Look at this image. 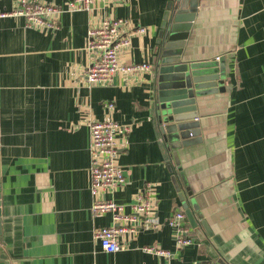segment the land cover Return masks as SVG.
Wrapping results in <instances>:
<instances>
[{"label": "crops", "instance_id": "1", "mask_svg": "<svg viewBox=\"0 0 264 264\" xmlns=\"http://www.w3.org/2000/svg\"><path fill=\"white\" fill-rule=\"evenodd\" d=\"M15 1L0 0V11ZM42 1L64 10L58 29L0 18V247L10 264H264V0H197L189 59L213 67L225 84L198 98L194 127L176 151L154 116L152 67L117 74L107 86L83 79L90 24L108 18L147 29L121 61L153 66L171 0H129L93 13ZM91 118L133 127L119 158L127 185L108 198L130 213L135 195L154 185L161 228L122 236L116 253L95 239L113 220L91 212ZM176 211L192 231L182 250L168 225Z\"/></svg>", "mask_w": 264, "mask_h": 264}, {"label": "built area", "instance_id": "2", "mask_svg": "<svg viewBox=\"0 0 264 264\" xmlns=\"http://www.w3.org/2000/svg\"><path fill=\"white\" fill-rule=\"evenodd\" d=\"M129 0H67L68 12H90L98 9H113L124 5ZM64 10L54 3L42 0H16L9 12L0 11V18L23 17L27 28L50 31L58 29V17ZM147 32L145 27H136L129 20L108 18L90 24L86 46L92 55L91 63L85 68L83 79L89 86L105 85L112 82L113 77L121 74L126 77L142 74L151 69L150 63L125 64L121 55L130 47L132 38ZM104 108L113 111L114 103L106 102ZM91 134V212L94 217L111 215L113 224L95 231V239L103 251L116 253L122 249L120 238L124 235H136L139 229L159 230L157 221V203L154 198L153 183H146L135 195L131 204V212L125 206L108 198L109 194L123 190L127 178L119 164V158L127 148L128 136L132 125H124L113 119L88 120ZM106 195V196H105ZM173 230L177 250H182L193 243L192 231L183 211H176L168 220ZM149 253L171 259L169 251L146 247ZM198 264H213L201 262Z\"/></svg>", "mask_w": 264, "mask_h": 264}, {"label": "water", "instance_id": "3", "mask_svg": "<svg viewBox=\"0 0 264 264\" xmlns=\"http://www.w3.org/2000/svg\"><path fill=\"white\" fill-rule=\"evenodd\" d=\"M196 5L197 0H171L152 66L153 112L163 133L164 143L171 151L179 150L186 144L189 132L194 127L191 123L198 112V98L223 88L225 84L213 67L204 61L189 59L188 40L193 29V9ZM188 215L190 221L197 225L192 212ZM1 216L0 197V219ZM202 225L211 233L204 221ZM0 264H10L1 247Z\"/></svg>", "mask_w": 264, "mask_h": 264}, {"label": "rangeland", "instance_id": "4", "mask_svg": "<svg viewBox=\"0 0 264 264\" xmlns=\"http://www.w3.org/2000/svg\"><path fill=\"white\" fill-rule=\"evenodd\" d=\"M66 2H67V1H66ZM66 7H67V6H66V3H65V9H66Z\"/></svg>", "mask_w": 264, "mask_h": 264}]
</instances>
